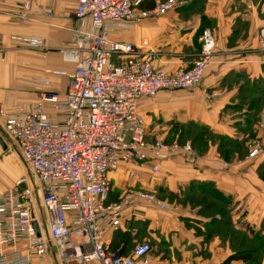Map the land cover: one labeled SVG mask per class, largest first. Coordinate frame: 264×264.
<instances>
[{"label": "crops", "instance_id": "0c3cea01", "mask_svg": "<svg viewBox=\"0 0 264 264\" xmlns=\"http://www.w3.org/2000/svg\"><path fill=\"white\" fill-rule=\"evenodd\" d=\"M30 1L29 20L24 21L19 16L20 0H0V105L9 111L37 103L30 78L47 77L51 90L63 92L68 81L48 75L46 69L75 68V63L63 56L64 49L73 44V30L78 25L75 4L70 0ZM159 1L147 0L144 8L152 9ZM184 1L187 3L181 9L111 33L113 40L147 42L154 67L167 73L193 66L201 53L204 30L210 29L216 41L214 62L199 88L162 92L140 103L148 141H176V134L169 129L186 123L182 127L196 124L212 129L215 142L200 151L198 159L167 154L159 161V174L149 166L123 163L109 174L110 202L118 201L128 190L139 189L170 206L164 210L135 200L125 210L121 228L132 230L130 244L152 247L147 264H220L236 253L242 240L248 250L254 245V234L264 238V156L251 160L246 154H236L237 145L248 150L253 141L245 137L246 118L256 112L249 103L264 96V53L258 49L264 0ZM41 8H48L51 17L41 14ZM13 37L41 38L46 49L22 48ZM259 116L264 118V105ZM256 133L264 144V130L256 129ZM229 139L237 143L230 144ZM222 140L230 144L228 155L220 150ZM130 173L138 174L139 180L131 179ZM9 187L0 188V194ZM204 190L217 199L212 201L213 208L199 201L205 199L204 193L200 194ZM131 218L146 220L147 225L130 228L127 222ZM113 236L108 235L111 242ZM133 248L126 250L127 255ZM258 256L264 264V247ZM52 260L63 264L54 256Z\"/></svg>", "mask_w": 264, "mask_h": 264}, {"label": "built area", "instance_id": "2783aa9c", "mask_svg": "<svg viewBox=\"0 0 264 264\" xmlns=\"http://www.w3.org/2000/svg\"><path fill=\"white\" fill-rule=\"evenodd\" d=\"M70 1L78 25L63 56L75 68L46 69L48 75L66 79L67 89L53 91L49 78L32 77L28 83L38 94L36 104L13 111L0 105L3 134L32 173V184L22 180L0 194V264H56L53 256L63 264H147L148 243L123 255L121 248L112 250L108 235L121 229L125 210L135 200L164 210L170 206L139 189L110 202L109 174L122 163L149 166L159 174V161L167 154L198 159L190 143L148 141L140 103L162 92L199 88L214 62L216 41L210 29L204 30L193 66L167 73L154 67L147 42L117 41L111 33L166 15L186 1L162 0L148 10L147 0ZM20 6L19 16L29 20L31 1L20 0ZM40 12L52 15L48 8ZM13 40L22 48L46 49L41 38ZM258 49L264 53V28ZM262 146L249 145L248 158L263 157Z\"/></svg>", "mask_w": 264, "mask_h": 264}, {"label": "rangeland", "instance_id": "374dc122", "mask_svg": "<svg viewBox=\"0 0 264 264\" xmlns=\"http://www.w3.org/2000/svg\"><path fill=\"white\" fill-rule=\"evenodd\" d=\"M250 122L254 124L253 118L250 120ZM255 122H257V118L255 119ZM263 122H264V118L259 117L257 124H255L251 129L254 130L262 129L261 123ZM183 124H179V127H177L178 129H169L170 131H173L174 134H176L175 138H177L176 141L179 144L190 143L192 145L191 140L195 139L197 136L200 137V143L202 144L204 143L210 144L212 142H215V140L217 139L216 137L214 138L212 129H208V132H206V130L199 128L193 129L191 125L186 126V128H184L182 127ZM0 129H4L2 122L0 124ZM204 131L206 133H204ZM247 136H250L251 140H253L252 142L250 141L251 142L250 145H252L253 142H260L261 145L263 144L261 140L257 139L258 134L254 131L252 132L250 129L246 133L245 137ZM0 137L3 138L4 144L6 145V149H4L2 144L0 143V188H6L10 186L8 188L10 189L12 187H15L18 184V182L22 180H24L28 184H32V173L29 170V167L25 164V162H23V160L20 157H18V155L15 152L16 149L13 147V145H11V143L7 141L5 134L0 132ZM207 144L205 146L201 145L200 149L194 147L193 145L192 146L198 151V154L200 156L201 152L208 148ZM262 147L264 148V144ZM248 150H249V146H248ZM248 150L247 147L244 146L241 149H236V154H238V156H243L244 154L249 156ZM125 189H127V186L125 187ZM119 195L120 194H118V196Z\"/></svg>", "mask_w": 264, "mask_h": 264}, {"label": "trees", "instance_id": "16d2710c", "mask_svg": "<svg viewBox=\"0 0 264 264\" xmlns=\"http://www.w3.org/2000/svg\"><path fill=\"white\" fill-rule=\"evenodd\" d=\"M145 6V5H144ZM178 9H181V7H179ZM262 94L264 95V90H262ZM251 107H253L254 110H256L255 115H250V117H247V127L248 129L246 130H251L252 132H256L254 129H251L255 124H257L258 119H259V114H260V110L262 108V106L264 105V96L263 97H259V98H255L253 99V101L251 103H249ZM253 118V122H250V120ZM257 118V122H255V119ZM193 127V129L195 128H199V129H203L206 130V132H208V127H203L200 125H196V124H192L191 125ZM204 131V133H206ZM213 133V132H212ZM192 145L194 147H197L200 149V146L202 145H206L207 143H200V137H196L195 139H192ZM230 144H236V141H233L232 139L227 140ZM226 140H222V146H220V150L222 153H226V155H228V148L230 146V144L227 142ZM168 142V141H166ZM173 142H177V141H171L168 143H173ZM208 145V144H207ZM237 149H241L242 145H237L236 146ZM203 149V148H202ZM204 193L205 195V199H201L199 201H201V204L204 207L207 208H213V204H215V202L212 204L213 199L217 200L214 196H212L209 193V190H204L201 191L200 194ZM213 193V190L212 192ZM215 193H217V195L220 196L221 192L217 190V192L215 191ZM224 199H226V197H224V195H222ZM212 197V198H211ZM111 201V200H110ZM128 225L130 228H132L134 225H141V226H146V220H142V219H137V218H131L128 222ZM126 223V224H127ZM211 229V228H208ZM132 230L128 229L127 227L125 229L121 228L119 231L114 233V236L112 238V250L116 251L118 248H120V246H122V252L123 255H127L126 250L129 249L130 247H134L132 246V244H130V241L132 240ZM254 237L251 238L252 242H253V247L246 250L244 249V240H242L243 245H241L240 247H238V250L236 251V253H234L233 255L229 256L228 258H226L223 262H221L220 264H234L235 262H244L246 264H260L259 263V256L258 254L263 250L264 247V242L261 241V239H264L263 237H261L260 235L254 234ZM152 248V247H151ZM153 252V251H152Z\"/></svg>", "mask_w": 264, "mask_h": 264}, {"label": "water", "instance_id": "95a60500", "mask_svg": "<svg viewBox=\"0 0 264 264\" xmlns=\"http://www.w3.org/2000/svg\"><path fill=\"white\" fill-rule=\"evenodd\" d=\"M0 143L2 144L3 148L6 149V145L4 144V140L2 137H0ZM26 185L22 184L21 187L24 188Z\"/></svg>", "mask_w": 264, "mask_h": 264}]
</instances>
